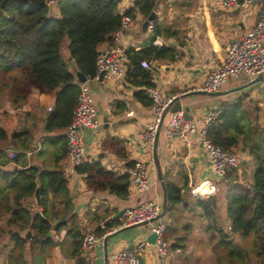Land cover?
I'll return each instance as SVG.
<instances>
[{
    "label": "crops",
    "instance_id": "0c3cea01",
    "mask_svg": "<svg viewBox=\"0 0 264 264\" xmlns=\"http://www.w3.org/2000/svg\"><path fill=\"white\" fill-rule=\"evenodd\" d=\"M125 3L127 5L120 4V13L135 8V0H127ZM259 8L260 5L257 4L224 10L213 7L211 0L157 1L154 10L160 31L157 41L174 48L176 57L144 58L143 60L150 64V68L144 69L150 75L153 87H156L161 95L176 97L175 100L178 101L173 107L180 102L183 109H189L188 114L198 129L203 127V113L206 110L234 103L242 97L244 105L253 117V122L264 129L263 84H249L251 81L249 77L242 74L225 82L220 95H206L195 90L203 85L209 73L225 64L230 42L247 33L254 25ZM52 13L58 15L59 7L53 8ZM136 15H138L136 19L143 25L147 17L138 10ZM110 43L109 39L99 45V51L105 50ZM121 43L127 49L139 52L152 43V38H147V35L135 38L133 32L129 30ZM69 45V39L62 42V54L72 62L69 59ZM130 68L132 70L133 67L129 62L123 79L92 84V94L98 109L97 118L101 126L86 129L83 134L87 143L92 137V143H88L91 145L88 150L90 159L99 160L109 170L130 174V169L137 160L146 161L147 176L152 185L145 194L137 193L131 186L128 197L120 198L108 191H93L88 187L87 176L79 174L67 156L65 127H50L53 125L51 118L56 110V91L41 92L31 87L24 99L20 97V104H15L9 96L0 103V128L5 134L3 137L0 136V169L13 172L36 166L40 173L62 171L68 179L67 196L53 194L49 196L47 206L50 213H55L52 236L57 245L52 249L45 264H88L81 253L80 256L73 257L75 242L69 237L68 229L63 228L60 231L55 229L61 222L70 225L74 221L79 227L94 232L97 228L105 229L104 237L121 229L109 239V254L117 248L134 249L139 242L147 238L151 233V224L123 229L119 217L115 216L127 207L138 206L150 199H158L163 203L164 192L155 156L164 180L172 181L180 188L181 200L177 204L168 201L167 213L161 219L167 225V232L172 231L169 238L171 254L166 262L158 263L156 262L158 250L155 246L150 247L151 251L147 255L149 264H184L188 260L184 254H190L204 236L208 242L204 247L206 251L210 249L212 252L218 239L207 230L208 220L199 204L200 200L210 197L217 201L221 223L231 238L243 249H250L251 247L244 246L245 239L241 235L231 232V221L227 215L228 180L224 179L215 184L211 179L209 172L211 155L201 146L198 134L192 138L190 146L177 139H168L165 126L174 113L169 111L164 118L155 149L150 150L141 142V134L147 124L154 119V111L152 105H146L137 96V93L144 91L145 88L133 84L129 74ZM70 69L73 70V66ZM49 107H53V110L49 111ZM16 134L20 135V149L12 143ZM10 149L18 152L16 158L10 156L8 151ZM235 151L243 158L238 181L250 185L253 182V158L246 148L239 147ZM201 183L207 187L204 192L195 195L193 189ZM66 201L69 202L68 206ZM9 202L13 203L14 197L11 196ZM23 204L33 213L42 211V205L37 204L35 193L32 197L24 199ZM6 205L7 202L0 205V264H19V254L14 253L16 242L13 235L21 233L24 236L27 231L20 232L18 226L8 224L12 212L7 211ZM94 251L99 258L98 264H105L103 240L95 244ZM25 260L30 264V244L25 251ZM146 260L145 254L144 264Z\"/></svg>",
    "mask_w": 264,
    "mask_h": 264
},
{
    "label": "trees",
    "instance_id": "16d2710c",
    "mask_svg": "<svg viewBox=\"0 0 264 264\" xmlns=\"http://www.w3.org/2000/svg\"><path fill=\"white\" fill-rule=\"evenodd\" d=\"M135 9L148 17L155 10L158 0H135ZM119 0H59V14L52 13L45 0H0L3 13L0 15V103L9 96L15 104L25 98L31 87L41 92H57V104L52 116V128L66 127L72 119L80 94L74 69L87 77L96 72L99 45L111 39L122 24ZM133 16V9L127 12ZM152 43L137 52L128 49L129 74L133 84L147 88L153 86L150 75L142 66L144 58H175L174 48L157 41L160 35L156 18ZM69 39V59L63 57L62 42ZM141 79V80H138ZM140 100L151 106L153 100L137 93ZM243 97L234 103L222 106L218 122L212 126L210 137L225 150L246 148L254 161L253 182L241 184L240 169L229 168L227 215L231 221V232L242 237L254 236L256 255L254 262L246 263L248 252L231 238L221 223L217 201L212 197L200 200L208 220L207 230L215 236L218 246H224L229 254L228 264H264V129L255 124ZM0 136H5L0 128ZM19 134L13 137L17 141ZM20 138V137H19ZM134 165V164H133ZM79 174L87 176V185L93 191H108L120 198L129 195L131 176L120 174L104 167L99 160H90L77 166ZM40 183L42 211L33 213L23 204L32 197ZM167 198L171 204L180 203V188L165 180ZM50 194L68 195V179L62 171H42L33 166L24 170L6 172L0 169V205L7 202L6 209L12 212L8 224L19 227L20 232L32 231L27 241L21 233H15L14 253L19 254L20 263L28 264L25 251L30 244V264H45L52 249L57 245L53 236L55 213L48 211ZM14 202L10 203V197ZM69 202L66 201V206ZM68 229L75 242L73 257L80 256L82 235L76 222L67 225L58 223L57 231ZM105 229L97 228L95 234L104 236ZM167 240L169 235L165 234ZM249 250V249H248ZM222 259V258H221ZM224 264V263H220Z\"/></svg>",
    "mask_w": 264,
    "mask_h": 264
},
{
    "label": "built area",
    "instance_id": "2783aa9c",
    "mask_svg": "<svg viewBox=\"0 0 264 264\" xmlns=\"http://www.w3.org/2000/svg\"><path fill=\"white\" fill-rule=\"evenodd\" d=\"M59 0H45L47 7L53 9L58 6ZM120 4L127 0H119ZM223 9H233L240 6L260 5L257 19L254 25L244 35L234 38L228 47V54L225 64L218 70L212 71L207 76L203 85L196 88L197 91L217 92L232 77L242 74L254 80L264 76V0H215ZM3 13L0 5V15ZM123 15L121 27L112 34L109 46L100 52L96 60V72L93 76L87 77V81L80 84V94L77 105L73 111L71 122L65 127V138L67 142V156L76 168L84 165L91 159L88 155L87 140L83 134L86 129H96L101 126L98 120V109L92 94V84H104L112 80L123 79L128 70L130 62L128 49L121 43L126 32L137 24V19L127 14ZM150 29L153 30L154 22H150ZM142 66L150 68L148 61H142ZM145 94L153 100L152 110L154 119L149 122L141 134V142L148 149L154 150L158 143L160 131L163 128V115L176 97L163 96L156 87L145 88ZM49 111L53 107L48 108ZM222 114V107L210 108L203 113V127L198 129L195 122L187 118L183 111L174 112L165 126V134L170 140H180L190 146L192 138L198 134L201 146L211 155V166L209 169L211 179L220 183L225 179L229 168L240 169L243 158L236 151L223 149L214 143L209 133L213 125L218 122ZM12 158L18 156V152L8 150ZM66 175V174H65ZM131 185L140 194H145L151 189V182L147 176L146 161L137 160L130 169ZM204 184L193 189L195 195H199L206 189ZM163 211V203L158 199H150L135 207H127L122 210L119 216L121 227L137 225L145 221H151L158 217ZM151 233H156V242L152 243L147 238L138 243L136 248H117L109 254V264H140L139 255L144 258L147 248L156 247L158 250V263H164L171 254V243L166 239L167 225L159 220L151 223ZM82 235L81 256L88 264H98L95 244L104 239L98 237L94 231L80 227Z\"/></svg>",
    "mask_w": 264,
    "mask_h": 264
},
{
    "label": "water",
    "instance_id": "95a60500",
    "mask_svg": "<svg viewBox=\"0 0 264 264\" xmlns=\"http://www.w3.org/2000/svg\"><path fill=\"white\" fill-rule=\"evenodd\" d=\"M135 3H136V1H135ZM155 17H156V12L153 11V12L151 13V15H149V16L147 17V19L143 22V25H142V28H143V29H142V30H143L144 33H146V32L148 31V28H149V26H150V22L153 21ZM74 71H75V75H76V78H77L78 83L81 84V83H84V82L87 81V76L84 75L80 70H78L77 68H74ZM263 81H264V76H260V77L254 79V80H251L249 84L255 85V84L261 83V82H263ZM201 92H202L203 94H206V95H214V96H215V95H220V94H221L220 91L213 92V93L206 92V91H201ZM176 101H178V100L176 99L172 104H170V105L168 106V108H167L166 111L164 112L163 120H164V118L166 117V115H167V113H168L169 111L177 112V111H180V110L184 112V114H185V116H186L187 118L191 119L190 115L188 114L189 109H188V108H186V110L183 109V104H182V103L179 102V103L176 105V107H173V105H174V103H175ZM88 143H89V144L92 143V137H90V138L88 139ZM102 156H103V155L101 154V157H102ZM155 159H156L155 161H156V166H157V170H158L159 180H160V182H161V184H162L163 192H164L163 211H162V213H161L158 217L152 219V220L149 221V222H148V221H145V222H142V223L137 224V225L126 226V227H123V229H126V228H128V227H135V226H147V225H150L151 223H157V222H159V220L162 219V218L166 215V213H167V203H168V198H167V191H166V183H165L164 175H163V173H162V169H161L160 164H159V162H158L157 156H155ZM35 198H36L37 204H38L39 206H41V205H42V197H41L40 183H38V187H37V189H36V191H35ZM121 213H122V211H120V212L118 213V215L115 216V218L119 217V216L121 215ZM120 230H121V229H120ZM120 230L115 231V232H114L113 234H111V235H110V234L106 235V236L104 237V239H103V242H104V261H105V264H109V253H108V243H109V239H110V237H111L112 235L117 234ZM31 236H32V231L29 230V231H27V232L25 233L24 238H25L27 241H29L30 238H31ZM50 236H52V231H51V233H50ZM156 238H157V234H156V233H150V234L147 236V239H148L150 242H152V243H155V242H156ZM139 258H140V264H144V258L142 257V255H139Z\"/></svg>",
    "mask_w": 264,
    "mask_h": 264
},
{
    "label": "rangeland",
    "instance_id": "374dc122",
    "mask_svg": "<svg viewBox=\"0 0 264 264\" xmlns=\"http://www.w3.org/2000/svg\"><path fill=\"white\" fill-rule=\"evenodd\" d=\"M211 2H212V6L213 7L221 8V7H219V5L216 3L215 0H211ZM247 7H250V6H247ZM221 9H223V8H221ZM224 10H231V9H224ZM133 14H134L133 16L135 18H136V16H138V15H136L137 11H136L135 8H133ZM134 28H136L135 33H134ZM141 29H142V23L137 21L136 26L131 28L130 30L133 32L135 38L147 35V38H152L153 39L154 34H151V30L152 29L149 30L146 33H142ZM261 84L264 85V81L261 82ZM19 137H20V135H19ZM19 137H18V139H20ZM12 143L14 144V146H16L18 149H20V141L19 140L13 141ZM90 147H91V145H87V149L88 150H89ZM101 149H102V151H104L102 146H101ZM160 158H162V157L160 156ZM245 166L247 167V165H245ZM224 196H225V200H226V194ZM88 230H90V229H88ZM90 231H92V230H90ZM171 232L172 231H168L167 232V235H169V238L171 237ZM243 238L245 239L244 242H243L244 246L247 247V248L251 247L249 250L246 249L247 251H249L247 259H246V263H247V261L250 262V263L254 262L255 261V255H256L255 254L256 253V247H255V244H254V236L252 235V236L243 237ZM206 243L208 244V242H207V240H205V236H204V239L198 241V245L194 246V248H193V250H192V252L190 254H186V253L184 254V256L188 258L187 262H185L184 264H220V263L228 264L229 254H228L227 249L224 246H222V245L218 246L215 243L214 246H213V250L211 252L210 249H207V251H206V247H204V245L206 246ZM30 251H31V249H30ZM150 251H151V248H147L146 264H149L147 255H148V252H150ZM182 254H183V251H182Z\"/></svg>",
    "mask_w": 264,
    "mask_h": 264
}]
</instances>
